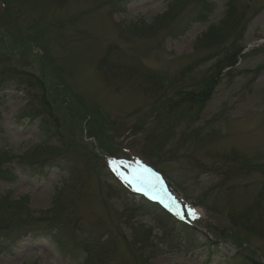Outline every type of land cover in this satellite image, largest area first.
<instances>
[{"label": "rangeland", "instance_id": "obj_1", "mask_svg": "<svg viewBox=\"0 0 264 264\" xmlns=\"http://www.w3.org/2000/svg\"><path fill=\"white\" fill-rule=\"evenodd\" d=\"M173 1L0 0V78L25 72L45 88L0 90V159L15 176L0 182V196L28 197L39 213L60 194L64 217L73 214L93 243L68 256L36 224L35 237L0 238V264H139L140 249L154 247L148 264H264V0H234L241 18L224 45L196 47L230 0H210L207 21L177 38H121L126 26L149 22ZM233 43L241 51L237 64L204 106L169 114L168 99ZM123 65L160 78L162 90L125 79ZM187 67L191 80L175 84ZM41 125L51 131L48 150L32 164L22 157L42 151ZM96 151L114 160L105 164ZM141 169L201 211L191 233L123 186L120 170ZM245 212L252 222L244 229L238 219Z\"/></svg>", "mask_w": 264, "mask_h": 264}, {"label": "trees", "instance_id": "obj_2", "mask_svg": "<svg viewBox=\"0 0 264 264\" xmlns=\"http://www.w3.org/2000/svg\"><path fill=\"white\" fill-rule=\"evenodd\" d=\"M185 5H189L191 8L188 11L184 10ZM178 6L181 7L177 10ZM212 12L213 4L210 0H174L168 5L165 13L154 17L149 22H138L126 26L125 31L121 32L120 36L122 39L128 41L131 38L149 39L160 35L162 32H166L170 37L177 38L178 36H182L194 24L205 23ZM240 18L241 16L237 13L236 6L234 7V0H230L226 5L222 21L217 26L208 28L202 38L196 43V47H216L224 45L233 35V32H236ZM239 52L240 48L237 44L234 45L233 43V47L229 48L222 56L217 57L215 62L200 76H194L188 88L178 90L175 95H173L172 100L168 99L165 104L167 112L169 114H174L182 106L192 108L198 105L199 107H203L210 99L220 78L224 76V69L231 68L236 64ZM119 70L118 73H123L125 79L141 80L140 83H149L151 87H156L155 89L158 90H162V86L164 85V81L155 75L147 73L140 67L123 65L121 68L119 67ZM3 75L5 76L4 78L1 76L0 87L6 83L15 82V88L18 90L24 89L25 91H32L37 87L40 91L45 93V88L41 84V80L32 77L30 74L8 71ZM192 76V68L187 67L180 73L178 79L175 80V84L186 83L188 80H191ZM22 79L26 80L23 81ZM27 96L29 95L27 94ZM38 98L41 97L39 96ZM30 99L31 101L36 100L35 95L31 94ZM43 101L44 97L42 95V101L38 100V102H40L41 108L43 112H45L47 105ZM47 114H49V112L46 113V115ZM53 120L54 117L50 112L49 121ZM51 130L53 133V129ZM40 131L45 134L44 143L39 147L42 151L22 157L24 160L32 162V164L38 161V155L40 153H44L45 150H48L44 146H47V141L50 137L49 134H51L50 128L49 126L45 127L41 125ZM58 151L59 150L55 147V150H50L49 154H56ZM1 156L2 154L0 153V157ZM3 162L5 161L0 159V182L13 183L15 181V176L5 167ZM43 167L44 166L41 167V170ZM60 199V194H58L53 198L49 209L36 213L28 208L27 197L13 201L6 198V196H0V238L6 237V239H11L21 233L24 237L30 235L35 237L37 230L34 229V227L36 224H40L42 225V230H40L42 235L49 240L59 252L68 256H72L75 250L87 253L86 250L93 246L91 237L79 231V226L77 225L78 219L73 214L64 217L63 213L65 207ZM1 218H6V220L4 221ZM251 218V214L245 212L244 216L238 219L239 226L245 229L246 227L244 225H251ZM257 219L258 218H255L253 221L255 224L257 223ZM172 224H168L167 226L170 227V229L174 228L175 224ZM188 232L191 233L192 231L190 230ZM154 248L140 249L138 263L148 264L147 260L149 258L156 257L157 248ZM96 250V255H102L104 253L103 244L97 243Z\"/></svg>", "mask_w": 264, "mask_h": 264}, {"label": "bare ground", "instance_id": "obj_3", "mask_svg": "<svg viewBox=\"0 0 264 264\" xmlns=\"http://www.w3.org/2000/svg\"><path fill=\"white\" fill-rule=\"evenodd\" d=\"M147 193H149V195L152 197H154L156 194V196H165L170 204H172L173 207L178 210L175 211L178 217H181L183 219H190L191 221H200L202 219V213L199 209L191 207V205H189L188 203H183L170 190H168L161 184L156 185L155 183H153L152 192L148 191Z\"/></svg>", "mask_w": 264, "mask_h": 264}]
</instances>
